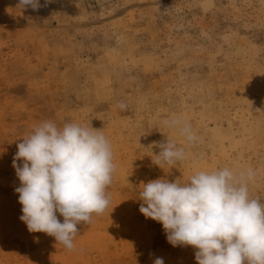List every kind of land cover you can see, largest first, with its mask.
<instances>
[{
    "label": "rangeland",
    "instance_id": "1",
    "mask_svg": "<svg viewBox=\"0 0 264 264\" xmlns=\"http://www.w3.org/2000/svg\"><path fill=\"white\" fill-rule=\"evenodd\" d=\"M40 4L0 0V264H196L140 213L142 183L250 168V195L264 200V0ZM174 118L195 145L166 126ZM44 120L101 129L113 151L110 206L77 225L71 251L19 219L12 160ZM167 138L186 159L161 169L154 142Z\"/></svg>",
    "mask_w": 264,
    "mask_h": 264
},
{
    "label": "clouds",
    "instance_id": "2",
    "mask_svg": "<svg viewBox=\"0 0 264 264\" xmlns=\"http://www.w3.org/2000/svg\"><path fill=\"white\" fill-rule=\"evenodd\" d=\"M19 4L41 7L40 0ZM118 107L124 110L127 105L121 101ZM165 124L177 129L189 145L198 142L190 123L174 118ZM154 146L160 151L153 163L161 169L186 159L184 148L168 138ZM12 167L20 182L15 188L22 205L19 219L30 233L54 237L66 250L75 249L77 225L90 224L94 214L110 206L106 189L115 164L101 129L44 120L17 145ZM255 178L253 169L224 167L198 171L183 184L150 180L142 183L139 211L162 225L172 247L195 249L196 264H264V200L249 192ZM153 264L165 262L157 257Z\"/></svg>",
    "mask_w": 264,
    "mask_h": 264
}]
</instances>
